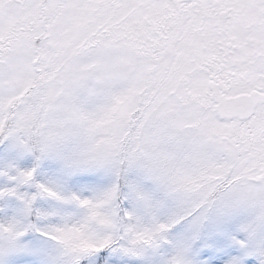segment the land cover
I'll return each mask as SVG.
<instances>
[{"label":"snow or ice","instance_id":"1","mask_svg":"<svg viewBox=\"0 0 264 264\" xmlns=\"http://www.w3.org/2000/svg\"><path fill=\"white\" fill-rule=\"evenodd\" d=\"M0 264H264V0H0Z\"/></svg>","mask_w":264,"mask_h":264}]
</instances>
